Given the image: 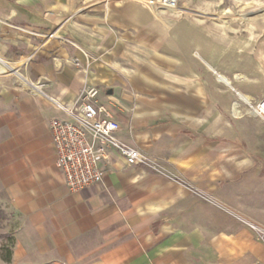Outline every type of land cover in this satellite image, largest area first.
<instances>
[{"label":"crops","instance_id":"1","mask_svg":"<svg viewBox=\"0 0 264 264\" xmlns=\"http://www.w3.org/2000/svg\"><path fill=\"white\" fill-rule=\"evenodd\" d=\"M144 4L0 0L16 75L0 69V264H264L245 223L264 229V170L235 140L231 94ZM84 87L157 171L112 153L100 183L67 189L48 121Z\"/></svg>","mask_w":264,"mask_h":264},{"label":"rangeland","instance_id":"2","mask_svg":"<svg viewBox=\"0 0 264 264\" xmlns=\"http://www.w3.org/2000/svg\"><path fill=\"white\" fill-rule=\"evenodd\" d=\"M176 7L175 11L149 8L172 25L169 33L181 51H190L196 58L199 77L229 90L235 140L264 170V120L252 112L264 100V0H176ZM4 75L11 81L16 78L9 69ZM218 76L230 84L220 82ZM238 93L248 102L240 100ZM8 247L9 233L2 234L0 228V251L5 254Z\"/></svg>","mask_w":264,"mask_h":264},{"label":"built area","instance_id":"3","mask_svg":"<svg viewBox=\"0 0 264 264\" xmlns=\"http://www.w3.org/2000/svg\"><path fill=\"white\" fill-rule=\"evenodd\" d=\"M170 0H161L158 8ZM176 7V0L170 2ZM75 66H79L75 62ZM98 91L84 87L68 103L55 104L60 117L48 121L54 152V165L70 192H80L87 186L100 183L105 171L102 163L112 153L126 166H142L157 171L147 155L123 143L118 136L120 126L109 110L97 101ZM264 120V111L257 110ZM258 241L264 243V229L245 222Z\"/></svg>","mask_w":264,"mask_h":264},{"label":"bare ground","instance_id":"4","mask_svg":"<svg viewBox=\"0 0 264 264\" xmlns=\"http://www.w3.org/2000/svg\"><path fill=\"white\" fill-rule=\"evenodd\" d=\"M150 1H151L150 3L149 2H146L145 5H147L148 7L155 6L156 8H158V5L160 3H162L161 0H150ZM172 1H175V0H170L169 3L167 2V4H164L163 5L164 6L163 9H166L168 11H175V10H177V7L172 6V3H170ZM1 68H3V70L6 69V67H5V65L3 63L0 65V69ZM218 80L220 82H223L225 85H229L230 84V82L226 78H224L223 76H218ZM237 95H238V97H239L240 100H242L244 102H248V98L247 97L243 96L240 93H238ZM235 107H236V105H234L233 108H235ZM257 110L264 111V100H262L260 103H258L257 107L255 106V108H252V112L257 113Z\"/></svg>","mask_w":264,"mask_h":264},{"label":"water","instance_id":"5","mask_svg":"<svg viewBox=\"0 0 264 264\" xmlns=\"http://www.w3.org/2000/svg\"><path fill=\"white\" fill-rule=\"evenodd\" d=\"M42 83V82H41Z\"/></svg>","mask_w":264,"mask_h":264}]
</instances>
